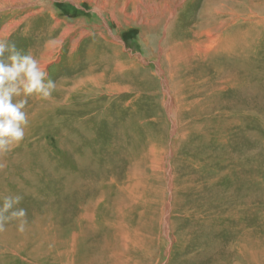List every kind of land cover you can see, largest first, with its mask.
Returning <instances> with one entry per match:
<instances>
[{
	"label": "rangeland",
	"instance_id": "obj_1",
	"mask_svg": "<svg viewBox=\"0 0 264 264\" xmlns=\"http://www.w3.org/2000/svg\"><path fill=\"white\" fill-rule=\"evenodd\" d=\"M56 89L0 162V264H264V0H0Z\"/></svg>",
	"mask_w": 264,
	"mask_h": 264
},
{
	"label": "clouds",
	"instance_id": "obj_2",
	"mask_svg": "<svg viewBox=\"0 0 264 264\" xmlns=\"http://www.w3.org/2000/svg\"><path fill=\"white\" fill-rule=\"evenodd\" d=\"M56 82L30 52L17 48L15 42L0 38V158L20 146L29 126L26 111L29 97L48 100ZM0 162V169L4 168ZM23 200L19 194L8 195L0 202V231L11 220L18 221V231H25L27 211L17 207Z\"/></svg>",
	"mask_w": 264,
	"mask_h": 264
}]
</instances>
